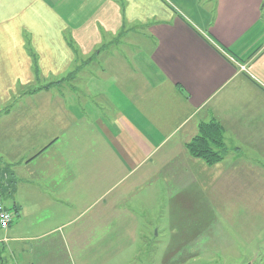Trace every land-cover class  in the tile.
Here are the masks:
<instances>
[{
  "label": "crops",
  "instance_id": "1",
  "mask_svg": "<svg viewBox=\"0 0 264 264\" xmlns=\"http://www.w3.org/2000/svg\"><path fill=\"white\" fill-rule=\"evenodd\" d=\"M263 3L0 0V264H264Z\"/></svg>",
  "mask_w": 264,
  "mask_h": 264
},
{
  "label": "trees",
  "instance_id": "2",
  "mask_svg": "<svg viewBox=\"0 0 264 264\" xmlns=\"http://www.w3.org/2000/svg\"><path fill=\"white\" fill-rule=\"evenodd\" d=\"M48 87L49 84L42 88ZM222 142V127L218 122L211 120L199 125L196 135L186 144V148L189 154L211 165L222 158Z\"/></svg>",
  "mask_w": 264,
  "mask_h": 264
},
{
  "label": "rangeland",
  "instance_id": "3",
  "mask_svg": "<svg viewBox=\"0 0 264 264\" xmlns=\"http://www.w3.org/2000/svg\"><path fill=\"white\" fill-rule=\"evenodd\" d=\"M47 84V82H38L32 87L30 86V89L40 88ZM18 87H21V85ZM142 229L145 230L146 226L144 225ZM157 245L160 246V242L159 244H155L153 241L148 243L146 241H138L137 243L133 244V248L122 249L121 256H116L109 264H161V256L156 258L157 250L155 249V246Z\"/></svg>",
  "mask_w": 264,
  "mask_h": 264
},
{
  "label": "built area",
  "instance_id": "4",
  "mask_svg": "<svg viewBox=\"0 0 264 264\" xmlns=\"http://www.w3.org/2000/svg\"><path fill=\"white\" fill-rule=\"evenodd\" d=\"M263 48H264V44H263ZM241 68H243V66H241ZM12 220H13V214L4 205V202H3L1 194H0V227L1 228H7V226L9 225V223Z\"/></svg>",
  "mask_w": 264,
  "mask_h": 264
}]
</instances>
